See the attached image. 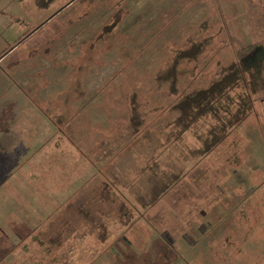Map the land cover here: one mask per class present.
<instances>
[{
  "label": "rangeland",
  "instance_id": "obj_1",
  "mask_svg": "<svg viewBox=\"0 0 264 264\" xmlns=\"http://www.w3.org/2000/svg\"><path fill=\"white\" fill-rule=\"evenodd\" d=\"M233 1L215 0L214 2L224 5ZM98 3L100 2L97 0H73L66 3L61 1L44 11L37 9L34 0H0V73L14 61L20 51L30 49L38 42L40 45L43 40L44 43L47 42L53 33L61 34L62 24L66 23L69 14L78 16L72 21L75 22L82 17H90L98 10L101 19L95 21L94 29L98 26L102 30L105 29L112 9L101 10ZM69 4L72 6L67 8ZM257 4L264 5L260 1ZM121 5L117 8L119 10L117 15L115 14L117 18L122 15ZM258 8L257 6L254 9ZM247 10V18L255 16L252 9ZM243 20L250 22L247 19ZM117 21L114 22L115 26ZM211 22H215L213 18ZM261 24L257 25L258 31H253L252 28L240 29L237 38L239 44L234 48L219 14L218 31L215 29H211L214 32L209 31V27L206 26L194 36L187 38L182 48L175 47L171 50L172 53L189 48L192 44H205L206 41H210L206 51L196 62L181 66L182 70H187L180 79L181 90L192 87L207 88L216 76L212 71L216 70L217 60L223 66L241 61L245 65L246 72L257 79L261 87L258 96V99H261L256 103V111L230 135L222 149L218 148L216 153L209 155L199 164L194 160L191 164L178 162L181 159L182 149L176 147V150L170 147L168 150L155 149L159 141L163 142L165 129L162 128L164 124L159 129V122H164L156 121L158 115L153 113H147L142 139L130 141V157L121 173L117 165L119 161L108 165L103 161L101 152L93 154L74 142L73 138H76L78 133L74 126L79 123L78 118L81 113L90 108L91 102L92 105H101L100 107L108 111V117L113 121L110 124L114 126L117 138L125 132L128 114L123 108V101L126 103L127 98L137 94L140 104L151 102L152 105L149 104L148 107L162 108L169 107L174 101V98L169 97L167 90L163 88L162 91L154 93L150 91V82L145 83L140 79L143 81L137 83L135 74L143 68L136 65L122 67V63L117 62L116 53L113 57L117 65L93 68L90 76L95 75L96 72H106L105 69L109 68V77L113 76L112 79L125 77L126 82L122 85L126 91L125 100L121 99V102L117 99L111 104L110 100L98 99V88L105 84L100 82V85L94 88H87L86 85L87 97L80 95L75 100L68 98L69 93H64L62 89L60 100L62 124L57 125L60 117L52 114L56 123L54 124L47 114L50 106L45 108L44 112L49 117L45 124L50 126L52 137L47 134V137L39 143L46 142L45 149L52 144L50 149L55 147L56 154L52 157L51 154H46L41 159L48 180H45L42 174H38L41 177L30 180L29 183L35 186L36 193H40L38 196L35 195V200L44 204V208L51 206L53 211V208L56 209L59 204L62 207L61 212L53 211L56 219L48 216L47 213L51 210L46 213L45 209L44 212L41 209L35 211L36 219H42L40 217L49 219L52 234L58 233L60 236L53 238L51 244L56 241L62 243L60 254L52 252L50 264H264V40L248 50H242L248 46L247 38L249 40L262 38L264 26ZM31 25L33 31L27 27ZM191 39L189 44L188 40ZM127 42L128 46L125 47L127 49L123 48L121 51L134 55L139 53L132 49L129 52L131 45L128 39ZM26 68L27 66H21L15 70L23 71ZM49 68L52 70L53 67L49 65ZM167 68L168 66L161 68L160 72ZM146 69L148 74L155 71V67H146ZM13 71H8L3 76L11 77ZM199 72H201L199 78L193 80ZM55 73L57 74V71ZM32 79L42 80L43 76ZM145 86H147L146 93L142 90ZM18 93L14 96L15 103L12 110L8 112L3 122L10 123L7 118L13 119L10 114L14 113L17 122L16 133L29 135L27 130L34 127L35 121L31 118L25 93L20 90ZM176 116L175 113L170 115L167 113V118L170 120ZM65 122L67 124H64ZM154 123L156 128L151 133L149 129L153 128ZM62 125L67 126L63 129L60 128ZM92 130L95 134L101 133L106 137L104 126L97 124L95 128V125H92ZM83 133L86 134V131L84 130ZM191 142L192 140L189 139L188 147ZM86 154L89 158L85 157ZM96 154L98 157L95 158ZM122 155L125 156L124 153ZM235 156L238 159L228 160ZM73 159L75 162H71ZM150 159L159 160L163 170L176 173L174 169L178 168L184 170L183 173L186 174L183 176L182 173V181L156 206L140 213L135 208L141 211L143 209L138 205L127 204L122 194L126 190L132 191L133 185L136 189L145 188L143 171L146 160ZM44 182H47L45 185L47 189L43 190L45 192L43 195L40 191ZM128 197L134 202L133 198ZM60 198L63 200L62 203L59 201ZM5 208L0 207V221L10 215ZM85 209L90 212L85 214ZM36 229L41 231L46 229V226H36ZM38 260L41 261L40 264L45 262L43 259H36L34 263L38 264Z\"/></svg>",
  "mask_w": 264,
  "mask_h": 264
},
{
  "label": "crops",
  "instance_id": "obj_2",
  "mask_svg": "<svg viewBox=\"0 0 264 264\" xmlns=\"http://www.w3.org/2000/svg\"><path fill=\"white\" fill-rule=\"evenodd\" d=\"M97 1L100 2L98 3L100 5L99 9L106 11L109 8L112 9V16L110 15L107 20L108 24L110 23L109 26H114L110 27V30H108V24L105 25L103 30L99 26L98 29H94L96 26H94L95 21L101 19L98 16V10L90 17H82L75 22L72 21L78 16L75 17V15L69 14L66 23L62 24L61 34H57V36L53 33L51 39L47 42L44 43L43 40L40 45L38 42L36 46L20 51L14 61L0 73V207H6L5 209L10 212L9 217L0 221V264H35L36 259H43L45 260L43 264H50L52 252L54 254L59 252L60 254L62 251V243H59L57 249H52V239L59 234H52L49 219L47 220L45 217L36 219L35 217L37 215L36 210L41 209L44 212L45 209L46 213L51 210V206L44 208V204H41L39 200L36 202L35 195L38 196L40 193H36L35 186L29 183L30 180L41 177L38 174H42L44 179L48 180L44 162L41 159L46 154H51V157L54 156L56 148L52 147L50 149L52 146L50 144L49 148L45 149L46 142H39L45 139L47 134L52 137L50 126L45 124L49 118L48 116L51 117L54 123L53 115H58L60 120H57V125H59L58 123L62 124V107L60 104L62 89L64 93L68 92L70 95L68 98L71 97L73 100L80 95L87 97L86 85L93 83L91 82L92 79L98 76V72L90 76L93 73V68L114 66L116 63L113 54L116 53L118 55L117 62L118 64L119 62L122 63V67L141 66L143 69H139L135 74V81L137 83L143 80L145 83L150 82V91L158 93L162 90L158 89L154 78L163 67L170 65L171 54L173 53H171V50L175 47L182 48L187 38L194 36L206 26L209 27V31H212L211 29L218 31L219 14L223 20V25L227 28L234 48L239 44L237 38L240 29L248 30L252 28L253 31H258V23H262L261 26H264V5L257 4L258 1L264 3V0H234L233 3L227 2L224 5L215 4V0ZM62 2L69 1L62 0ZM70 4L67 5V8L72 6ZM120 4H122V15L119 16L118 14L119 18H117L116 15L119 12L117 8ZM257 6L259 8L255 10L254 8ZM247 9H252L255 16L247 18ZM212 18L215 21L214 23L211 22ZM243 19L250 20V22ZM115 20H118L116 27L114 25ZM32 26L27 27L33 31ZM35 30L38 31L37 28ZM221 30H223V27H221ZM233 35H236V37H233ZM252 35L254 36V34ZM111 38L113 40L110 41ZM127 39L131 45L129 52L137 50L139 53L134 55L121 51L123 48L127 49L125 48L128 46ZM247 40L249 41L248 46L242 50H248L255 44L263 42L264 34L262 38L250 40L247 38ZM254 41L257 42L254 43ZM108 46L111 47L107 48ZM49 65L53 67L52 70H50ZM21 66H27V68L23 71L15 70ZM146 67H155V71L148 74ZM12 70L14 71L11 77L3 76L4 73ZM40 75L43 76L42 80L32 79V77ZM112 78L109 77L104 81V87L98 88L99 91L101 89L100 92L96 90L99 93L98 99L110 100L112 101L111 104L117 99L125 100L127 98L125 96L126 91L122 86L126 82L125 77H118L115 80ZM110 79L112 80L106 85ZM146 89L147 86L142 89L143 92L146 93ZM12 90L13 93L11 94ZM19 90L25 93L24 97L27 100L28 109L31 110V118L35 121L34 127L27 130L30 136L26 133L21 135L16 133L17 128L15 126L17 122L14 119V113L10 114L13 119L7 118L10 123L3 122L8 112L12 110L15 103L13 102L14 96L19 94ZM83 100L79 101L82 102ZM130 100L131 98H127L126 103L123 101V108L125 113L128 114L126 115L125 130L129 124ZM92 104L93 102H91L89 109L81 113L78 118L79 123L75 122L74 129L78 133H76V138L73 139L81 147L86 148L88 152L93 154L94 152H101L103 161H106L109 165L111 163H109L108 158L105 159V153L107 151L115 153L114 140L122 134L116 138L115 128L110 124L113 121L109 119L108 111L104 110V107H100L101 105ZM47 106H50L47 109L48 116L44 112ZM143 108L146 113L158 115L156 121L161 120L164 122H159V129L163 124L166 126L165 123L170 120L167 118L168 112L162 111L164 108L160 106L148 107L147 105ZM97 124L104 126L107 132L106 137L101 133L95 134L93 132L92 125L97 128ZM66 126L62 125L60 128L65 129ZM155 128L154 123L153 128L149 129L151 133L155 131ZM84 130L86 134L83 133ZM159 142L160 144L164 143ZM120 144L121 149L118 157L120 159L121 157H128L131 153L130 143L123 142ZM56 147H58L57 144ZM123 153L125 156L122 155ZM85 157L89 158L87 154ZM96 157H98L97 154ZM71 162H75V160L73 159ZM46 183L44 182L41 186L42 190L40 192L43 195L45 194L43 190L47 189L45 187ZM59 201L62 203L63 200L60 198ZM61 208V204H59L56 209L53 208V211L58 210L61 212ZM53 211L51 210L47 214L56 219ZM36 226H46V229L40 231L36 229ZM61 255H59V259L62 258ZM40 263L41 261L38 260V264Z\"/></svg>",
  "mask_w": 264,
  "mask_h": 264
},
{
  "label": "trees",
  "instance_id": "obj_3",
  "mask_svg": "<svg viewBox=\"0 0 264 264\" xmlns=\"http://www.w3.org/2000/svg\"><path fill=\"white\" fill-rule=\"evenodd\" d=\"M61 1L34 0V3L38 10H48ZM191 41L192 39L188 40V43L190 44ZM209 44L210 41H206L205 44H192L189 48L174 51L168 68L159 72L154 78L158 89L167 90L168 96L174 98L169 107L162 109V111H167L169 115L173 113L177 115L173 120H168L165 123L166 126H162L165 129L164 143L160 144L159 142L155 149L168 150L169 147L174 150H176L175 147L182 149V160L179 159L178 162L184 161L185 164H191L193 160L199 164L209 155L216 153L218 148L222 149L230 135L238 130L256 111V103L261 99H258L261 93L258 80L246 72L245 65L241 61H234L229 66H223L217 60L215 63L216 70L212 71L217 77L215 76L207 88L192 87V89L181 90L180 79L187 72L185 69L182 70L181 66L196 62ZM201 72L196 74L193 80L199 78ZM149 104L152 105L151 102L140 104L137 94L131 97L128 127L122 136L114 140L115 153L110 151L105 153V159L108 158L111 165L113 162L119 161L117 165L120 168V173L124 171L123 168L130 157H121V159L118 157L121 149L120 143L129 144L132 139L137 140L142 136L148 116L143 111V107ZM189 139L192 142L189 143L188 147ZM235 159L238 157L235 156L228 160L234 161ZM236 166L238 165L236 164ZM174 171L176 173L161 169L159 160H147L143 171L145 188L136 189L133 185L134 189L132 191L126 190L122 196L127 204L138 205L143 209V211L138 208L135 210L140 213L147 211L156 206L165 195L182 181V173L185 171L178 168H175ZM185 174L183 173V176ZM128 196L133 198L134 202H131ZM84 212L88 214L90 211L85 209ZM58 245L59 243L56 241L52 247Z\"/></svg>",
  "mask_w": 264,
  "mask_h": 264
},
{
  "label": "built area",
  "instance_id": "obj_4",
  "mask_svg": "<svg viewBox=\"0 0 264 264\" xmlns=\"http://www.w3.org/2000/svg\"><path fill=\"white\" fill-rule=\"evenodd\" d=\"M107 70L106 72H103V73H97L98 76H96L94 79H92V81L95 83L96 80H100L101 84L104 83V81L109 78L110 74H109V68L105 69ZM107 74V75H106ZM100 82L98 83V85H100Z\"/></svg>",
  "mask_w": 264,
  "mask_h": 264
},
{
  "label": "bare ground",
  "instance_id": "obj_5",
  "mask_svg": "<svg viewBox=\"0 0 264 264\" xmlns=\"http://www.w3.org/2000/svg\"><path fill=\"white\" fill-rule=\"evenodd\" d=\"M107 75V74H106ZM100 82V80H96V82L94 83H89L87 86H89V88H94L95 86L98 85V83Z\"/></svg>",
  "mask_w": 264,
  "mask_h": 264
}]
</instances>
